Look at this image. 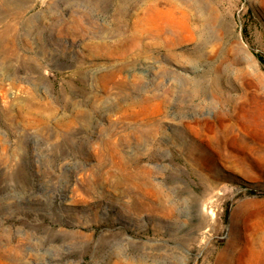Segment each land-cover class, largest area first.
Wrapping results in <instances>:
<instances>
[{"label":"rangeland","instance_id":"1","mask_svg":"<svg viewBox=\"0 0 264 264\" xmlns=\"http://www.w3.org/2000/svg\"><path fill=\"white\" fill-rule=\"evenodd\" d=\"M158 1L0 0V264H264V0Z\"/></svg>","mask_w":264,"mask_h":264},{"label":"bare ground","instance_id":"2","mask_svg":"<svg viewBox=\"0 0 264 264\" xmlns=\"http://www.w3.org/2000/svg\"><path fill=\"white\" fill-rule=\"evenodd\" d=\"M162 4H165V5H170V6H172L173 7V5H172V3H170V2H166L165 0L163 1H158V3H156L155 4V6H157V7H160V6H162ZM184 15V14H183ZM168 28V27H167ZM166 28V29H167ZM143 29V31H142V33L141 34H139V33H136V34H134L133 35V37H132V40H135V39H137V38H143V37H145V36H148V37H150L151 38V40H153V41H157L159 38H160V36H162L164 33H165V29H163V28H160V29H158L157 31H154V30H152V29H150V28H148V27H145V28H142ZM152 35V36H151ZM167 36V35H166ZM155 41V42H156ZM135 43V42H134ZM155 44V43H154ZM149 45V44H148ZM156 46H158V43L156 42V44H155Z\"/></svg>","mask_w":264,"mask_h":264}]
</instances>
